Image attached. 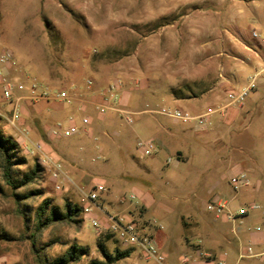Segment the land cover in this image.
I'll list each match as a JSON object with an SVG mask.
<instances>
[{
    "label": "rangeland",
    "instance_id": "374dc122",
    "mask_svg": "<svg viewBox=\"0 0 264 264\" xmlns=\"http://www.w3.org/2000/svg\"><path fill=\"white\" fill-rule=\"evenodd\" d=\"M222 17L216 0H0V51L9 50L14 61L5 69L7 77L25 87L36 82L64 90L80 100L53 103L65 112L59 118L50 113L48 119L44 102L20 101L19 110L25 109L12 125L16 90L11 102L0 95V131L18 144L19 157L26 161L15 168V176L36 163L43 169L37 182L14 192L41 195L19 201L0 172V264H47L73 244L89 254L71 264L104 261L96 249L99 242L111 257L115 248L129 251L127 258L110 264H153L138 250L103 238L106 215L133 221L160 250L163 243V251H177L178 264L182 256L199 261L198 250L212 252L207 259L225 264H264V242L250 238L262 224L251 215L264 208L241 223L207 210L220 200L240 216L247 204H260L261 198L250 195L255 182L264 180V88L261 99L234 123L236 117L224 106L235 89L219 83L226 76L221 59L237 51L232 44H219L216 27L224 23ZM250 35L260 38L255 30ZM115 81L121 83L120 107L133 115L99 114L93 107L88 114L72 110L76 104L86 106L88 91L97 96ZM175 109L193 116L213 112L204 125L159 114ZM57 123L76 132L53 137L49 131ZM140 141L153 144L151 155L137 148ZM255 148L259 156L253 162ZM51 161L60 165L57 180ZM255 163L262 175L251 172ZM240 171L252 185L234 192L230 179ZM94 191L98 198L92 203L86 197ZM45 198L55 205L64 199L78 205L81 223L54 225L32 238L34 210Z\"/></svg>",
    "mask_w": 264,
    "mask_h": 264
},
{
    "label": "built area",
    "instance_id": "2783aa9c",
    "mask_svg": "<svg viewBox=\"0 0 264 264\" xmlns=\"http://www.w3.org/2000/svg\"><path fill=\"white\" fill-rule=\"evenodd\" d=\"M253 37H258L256 32L252 33ZM14 65L12 54L9 50L3 49L0 51V95L3 100L10 101L13 97V91L16 90L19 94L14 97V105L12 106V116L11 124L14 125L18 119L19 115V102L26 100L31 104H37L40 102L44 103H59L64 104L69 101H74V97H70L64 90H51L46 86L39 83L33 82L29 87H25L23 84L14 82L7 77L6 68L12 67ZM264 78V69L255 72L248 79L247 84L238 89L229 91L226 95L227 107H241L251 90L255 87L258 80ZM91 81H87V85L90 86ZM120 81L113 82L110 86L100 91L98 94L99 100L92 102L93 107L99 114H105L106 112H117L119 114H125L128 116L134 113L129 112L121 108L120 102ZM213 111L201 114V115H190L188 112L183 110H173L167 111L162 110L159 114L167 116L172 119L180 120L183 122H195L197 125H204L208 122V117ZM130 120V118L128 117ZM76 128L74 126H69L63 128L60 123H57L50 131L49 134L53 137H58L60 135L68 136L74 134ZM35 149H40L39 145H35ZM137 148L142 150L144 155H151L154 151V146L151 143L138 142ZM53 167L55 168L53 173V178L57 180L59 174L61 173L60 165L57 162L51 161ZM230 185L234 192H237L241 188L249 187L252 185L251 180L243 171L238 172L230 179ZM56 189H60L59 185H56ZM102 190V189H101ZM90 202L95 203L98 198V193L96 191L91 192L86 197ZM250 210H257L259 206L252 204L249 207ZM88 211V209H85ZM207 210L213 212L215 217L225 216L228 220H233L234 215L226 210L225 204L220 200H214L212 203L207 205ZM246 213L245 210H240V215ZM108 224L104 227V230L114 236L116 241L128 248L136 249L139 251L140 255L145 261L152 262L153 264H170L164 253L160 251L156 242L151 235L144 232V229L139 228L133 221L128 220L121 215H106ZM92 225L95 228H99V224L92 219ZM264 229V228H262ZM250 252V249H248ZM196 257L199 261H203L206 264H224L223 261L213 262L212 259H207L210 257L209 254L203 253L202 251H196ZM195 260V259H194ZM191 262V257L182 256L180 258L181 264H189Z\"/></svg>",
    "mask_w": 264,
    "mask_h": 264
},
{
    "label": "crops",
    "instance_id": "0c3cea01",
    "mask_svg": "<svg viewBox=\"0 0 264 264\" xmlns=\"http://www.w3.org/2000/svg\"><path fill=\"white\" fill-rule=\"evenodd\" d=\"M217 5V13H222L223 17L221 19L224 20V23H219L216 27V29L220 30L221 36L219 38V44L222 45H229L232 44V46L236 47L237 54L231 55L225 58H222L221 61L224 62V73L225 77L222 78V81H220V85L223 84H229L227 86H231L232 89L238 90L242 88L245 85V80L252 75L254 72H258L262 69H264V0H216ZM231 30L230 36L225 35V33L228 34L227 31ZM252 30H255L259 32L260 38L258 40H254L251 38L250 32ZM230 63V64H229ZM226 65V66H225ZM261 82L259 84V82ZM255 84V87L251 90L249 93L245 103L242 105V107H227V110L232 111V115L235 118L234 123L237 124L239 119H242L245 114H248L249 110L253 105H255L260 97L259 90L264 88V78L258 80ZM259 84V85H258ZM125 93V92H124ZM19 94L18 91H16V94L14 96H17ZM88 95V99H84L86 101L85 105H79L76 104L72 107V110L83 112L84 114H88L90 112V109H92L93 105L92 102L99 100V96L93 95V92L88 91L86 93ZM213 100V99H212ZM74 101L77 103L80 102V100L76 97H74ZM83 100L82 102L85 103ZM122 101L125 103L128 101V97H122ZM179 102V100H176V103ZM31 104V103H30ZM80 104V103H79ZM35 105V104H32ZM54 105V106H53ZM85 106V107H84ZM21 110L25 109V105H22L20 107ZM94 108V107H93ZM41 109L44 111V118L48 119L51 116L50 113L55 114L57 113L56 117H62V113L65 112V110L59 106L58 104H47L41 106ZM77 109V110H76ZM73 112V111H71ZM57 118V119H58ZM88 120V119H87ZM251 158L253 162H256L255 160L258 159L259 151L257 148L252 150L251 152ZM251 172H254L255 174L258 173V175H262L261 168L258 166L257 163L255 165H252ZM238 173V172H237ZM234 173L231 178L237 174ZM255 186L253 188V198H261L260 204L257 202H252L251 204H247V208H241L240 210H245L246 213L238 216L236 215L234 217V221H239V223L245 221L250 216L249 214L255 210H250L249 207L252 204H256L259 206V209L264 208V191H262V183H264V180L262 178L258 179L255 182ZM225 204L226 210L230 212L229 208L233 209L235 207H227V204L222 201ZM244 205V204H243ZM257 209V210H259ZM224 219L228 220L225 216ZM219 218V217H216ZM251 218L254 219L256 222L260 221L262 222L261 225H256L254 228V231L256 233L250 234L251 241H255L256 243L264 242V212L255 213L251 215ZM230 220V221H233ZM170 239V238H169ZM165 246L162 243V249L160 250L162 253L165 254L166 258L169 260L170 264H178V256H176L175 250L173 252H167L163 251V248ZM203 253H207L210 255H213L212 252L204 250ZM180 257V256H179ZM217 261H223V259H215L213 262ZM224 262V261H223ZM189 264H206L203 261H197L195 260L191 261ZM225 264V262H224Z\"/></svg>",
    "mask_w": 264,
    "mask_h": 264
},
{
    "label": "trees",
    "instance_id": "16d2710c",
    "mask_svg": "<svg viewBox=\"0 0 264 264\" xmlns=\"http://www.w3.org/2000/svg\"><path fill=\"white\" fill-rule=\"evenodd\" d=\"M18 144L9 137H4L0 131V172L3 183L11 188L13 191V196L17 201L26 199L27 197H35L41 195L40 191H28V193L20 196L19 194L14 193L16 190L25 188L31 184L37 182L43 169L36 163L31 169L24 172L20 178L15 176L16 167L25 164V159L19 157L18 154ZM0 193H2V187L0 184ZM82 209L68 201L67 199L63 200L62 205H55L52 203L51 199L45 198L34 210V233L32 238L39 236L45 229L54 226V225H67L75 224L78 225L81 223L79 219ZM24 217V226L28 229L26 214L22 213ZM104 239H111L114 236L110 233H104L102 235ZM34 239H31V246L35 248ZM116 241V239L114 238ZM50 244H46L38 253L43 254ZM98 253L101 255L104 261L92 260L89 264H110V260L118 261L129 256V251L121 252L118 248L114 249V255L111 257L106 251L105 244L99 242L96 245ZM88 249L85 247L78 246L76 244L71 245L64 252L62 256L55 258L52 261H47V264H71L78 262L84 256H87ZM111 258V259H110Z\"/></svg>",
    "mask_w": 264,
    "mask_h": 264
}]
</instances>
